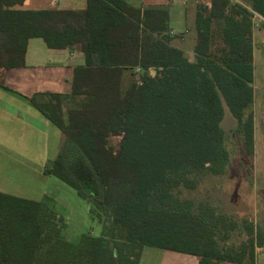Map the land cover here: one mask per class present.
<instances>
[{
	"label": "trees",
	"instance_id": "16d2710c",
	"mask_svg": "<svg viewBox=\"0 0 264 264\" xmlns=\"http://www.w3.org/2000/svg\"><path fill=\"white\" fill-rule=\"evenodd\" d=\"M25 2L0 0V87L12 90L3 72L26 66L32 38L84 55L70 92L29 99L64 135L43 173L89 202L100 232L69 239L53 197L0 191V264H140L146 247L192 254L199 264L256 263L262 223L179 190L227 175L233 136L241 159L254 157L251 9L264 15V0H199L194 60L173 43L168 5L86 0L80 8L30 9ZM225 104L238 120L231 133L222 126Z\"/></svg>",
	"mask_w": 264,
	"mask_h": 264
},
{
	"label": "rangeland",
	"instance_id": "374dc122",
	"mask_svg": "<svg viewBox=\"0 0 264 264\" xmlns=\"http://www.w3.org/2000/svg\"><path fill=\"white\" fill-rule=\"evenodd\" d=\"M143 1L141 2L146 5L156 2L166 3L167 0ZM142 3L138 4L142 5ZM52 6H54L52 0H27L23 5L24 8H49ZM83 6V0H76L72 8ZM168 6L173 12L177 11L179 7L176 3H170ZM173 43L184 49L187 56L194 60L195 53L191 51L196 43L194 37H188L181 44L178 35L174 38ZM126 75L128 76L124 79L125 85L130 74ZM20 126H24L23 122L20 123ZM0 132H2L0 133V188L10 187L12 184L11 189L24 194H29L25 191L30 188L33 191L30 195L36 198L42 195L41 190L46 189L47 193L56 200L57 210L66 217L69 239L76 240L84 233L97 235L100 232V226L90 215L89 202L80 197L76 190L65 182L54 176L40 174L38 171V166L43 165L44 167L46 164L43 159L44 155L50 154L51 157L48 159H54L57 156L64 139L61 130L0 129ZM119 141L118 137L111 139L116 147H118ZM240 146L238 136H233L229 142V147L233 150V158L227 175H207L199 182L197 188L190 190L182 187L179 194L183 198H194L197 202H210L238 219L248 216L264 226V133L261 134L260 141L257 143L253 159H241ZM27 154H30L29 158H26ZM26 161L28 163H25ZM19 170L27 171L28 181H22L15 175L19 174ZM12 174L17 181L15 183H13ZM257 253L260 254L262 251L257 248ZM171 256L177 257V264H195V259L192 260V263L186 261L189 255L185 257L180 252L156 247L144 249L140 264H175L171 262Z\"/></svg>",
	"mask_w": 264,
	"mask_h": 264
},
{
	"label": "crops",
	"instance_id": "0c3cea01",
	"mask_svg": "<svg viewBox=\"0 0 264 264\" xmlns=\"http://www.w3.org/2000/svg\"><path fill=\"white\" fill-rule=\"evenodd\" d=\"M52 1L54 6L49 8H72L76 0ZM130 1L135 4H141V1L143 0ZM198 1L199 0H167L166 3H153L163 5L176 3L179 6L177 11L174 10L173 12L170 9V12L172 34L180 36L181 44H183V42L187 40L188 37H194L195 40L197 38L195 29V15L196 5ZM83 2L85 5L86 0H83ZM142 6H145V3H142ZM177 26L178 28H176ZM253 42V108L255 115L256 153L257 143L258 141H260L261 134L264 133V29H253ZM191 51H194V48L191 49ZM84 64L85 57L81 52L77 50L52 49L47 46L46 42L42 38L36 37L30 39L27 49L26 66L10 68L3 72L5 82L12 90L0 87V129H59L31 103L29 97H31L36 92L44 91L70 92L72 88L71 79L73 76L74 68L78 65ZM21 122H23L24 126H20ZM237 125L238 120L234 117L229 107L225 104V115L222 120V126L231 133L237 127ZM29 156L30 154H27L26 158H29ZM49 157H51L50 154L44 155V163L50 160L48 159ZM25 163H28V161H26ZM38 167V171L40 172V174H44L43 165H40ZM13 173L15 174V172ZM18 173V175H15L18 176L22 181H28L27 171L19 170ZM15 182L17 181L14 178L13 183ZM11 187L12 184L10 185V187L0 188V191L34 200H41L45 195H49V193H47V190L43 189L41 190L42 195L36 198L30 195V193L33 192L30 188L26 189L25 191L29 194H24L17 190L11 189ZM258 250L262 251V253L258 254L257 261L254 264H264V247L258 248ZM180 253L185 255V257L186 255H189V257H187L186 259L187 262L192 263V260L195 259V264H199V258L197 256L183 252ZM170 260L171 262L177 264L176 256H171ZM224 264L244 263L225 262Z\"/></svg>",
	"mask_w": 264,
	"mask_h": 264
},
{
	"label": "built area",
	"instance_id": "2783aa9c",
	"mask_svg": "<svg viewBox=\"0 0 264 264\" xmlns=\"http://www.w3.org/2000/svg\"><path fill=\"white\" fill-rule=\"evenodd\" d=\"M234 1H237V0H234ZM251 13H252L253 29H264V15L255 9H251Z\"/></svg>",
	"mask_w": 264,
	"mask_h": 264
}]
</instances>
